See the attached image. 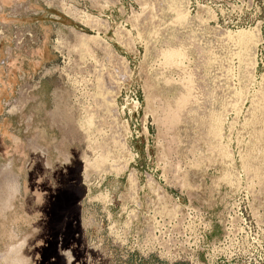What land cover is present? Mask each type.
Wrapping results in <instances>:
<instances>
[{"label": "rangeland", "instance_id": "374dc122", "mask_svg": "<svg viewBox=\"0 0 264 264\" xmlns=\"http://www.w3.org/2000/svg\"><path fill=\"white\" fill-rule=\"evenodd\" d=\"M63 8L37 6L41 89L7 98L0 264H264V0Z\"/></svg>", "mask_w": 264, "mask_h": 264}, {"label": "built area", "instance_id": "2783aa9c", "mask_svg": "<svg viewBox=\"0 0 264 264\" xmlns=\"http://www.w3.org/2000/svg\"><path fill=\"white\" fill-rule=\"evenodd\" d=\"M65 0H37L36 6L39 4L44 5V8L51 10L55 8L58 12H63V4ZM34 7V8H33ZM73 11H78L74 7ZM40 12L37 8L30 4L16 3L13 6H4L0 0V65L8 67L14 60L15 56L23 54L26 58H30L32 50L39 46L42 42L40 35L33 29L32 26L24 23L22 20L25 17H38ZM51 18L55 21V34L52 37L53 43L56 48L59 40L64 38L60 34L61 29L57 27L58 16L50 14ZM65 29V28H64ZM67 30V29H66ZM5 47V49H3ZM55 54L57 51H55ZM44 70L36 75H30L28 73H21L20 75V90L19 97L29 96L32 92L41 87L42 81L46 75L51 71ZM14 98L4 103L6 115H18L20 114L26 105L21 100ZM152 250V252H151ZM149 246H141L142 254H159L158 249H151ZM195 264H198L197 262Z\"/></svg>", "mask_w": 264, "mask_h": 264}, {"label": "crops", "instance_id": "0c3cea01", "mask_svg": "<svg viewBox=\"0 0 264 264\" xmlns=\"http://www.w3.org/2000/svg\"><path fill=\"white\" fill-rule=\"evenodd\" d=\"M35 7L37 8L36 5ZM34 20H35V17H25L22 21L32 26L35 31L36 30L38 31L36 32L42 38V42L40 44L41 47H39V50L34 54L33 52H31L30 58H26L23 54H19L15 56L14 60L9 64L8 67H3L0 65V172H1V165L3 161H7L9 165L12 167L15 166L16 155H17V149H16L17 128L16 127L17 125H19V121H20L19 119L20 116L18 115H6L5 114L4 103L7 101L8 97L12 96L15 88H17L20 85L21 73H29V74L33 73L32 75H36L40 72H43L46 69L47 70L51 69L49 67H51L53 63L52 64L45 63L44 66L40 65L38 67V70H33L32 69L33 65L40 64L39 61L35 63L32 62L34 61L32 60L34 56H35V59L38 58V60H43V61L46 58H48V60H50L51 58H55V54L51 50L45 49V44L48 42L47 35H45L43 33V30L39 28L41 27V25H39L37 21L34 22ZM45 20L48 21L47 23H49L50 28L55 30V26H56L55 21L53 17L51 18L50 14H47L45 16ZM14 69H16L17 71H15ZM42 84H41V87H42ZM12 181L17 183L15 178H12ZM1 185L2 184H0V186ZM7 185L13 191V195L19 193L20 184H7Z\"/></svg>", "mask_w": 264, "mask_h": 264}, {"label": "flooded vegetation", "instance_id": "af4514ba", "mask_svg": "<svg viewBox=\"0 0 264 264\" xmlns=\"http://www.w3.org/2000/svg\"><path fill=\"white\" fill-rule=\"evenodd\" d=\"M23 247H24V244H22L18 249L21 251Z\"/></svg>", "mask_w": 264, "mask_h": 264}, {"label": "bare ground", "instance_id": "6f19581e", "mask_svg": "<svg viewBox=\"0 0 264 264\" xmlns=\"http://www.w3.org/2000/svg\"><path fill=\"white\" fill-rule=\"evenodd\" d=\"M86 22V21H85ZM87 23V22H86Z\"/></svg>", "mask_w": 264, "mask_h": 264}]
</instances>
